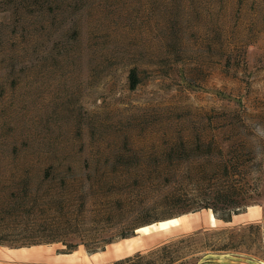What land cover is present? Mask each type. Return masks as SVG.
I'll list each match as a JSON object with an SVG mask.
<instances>
[{
	"label": "rangeland",
	"instance_id": "rangeland-1",
	"mask_svg": "<svg viewBox=\"0 0 264 264\" xmlns=\"http://www.w3.org/2000/svg\"><path fill=\"white\" fill-rule=\"evenodd\" d=\"M217 191L230 221L192 210ZM0 240V264H264V0H0Z\"/></svg>",
	"mask_w": 264,
	"mask_h": 264
},
{
	"label": "trees",
	"instance_id": "trees-1",
	"mask_svg": "<svg viewBox=\"0 0 264 264\" xmlns=\"http://www.w3.org/2000/svg\"><path fill=\"white\" fill-rule=\"evenodd\" d=\"M130 80H131V87L135 88L138 85V83H139V78H138V74H137V70L136 69L132 70L131 75H130ZM182 81H183V83L186 86L194 87V88H200L199 86L190 83L185 78H183ZM220 163L223 164L224 169H225V172L223 173L224 178L227 179V180L231 179V176H229V175L232 174V173L235 174V172L237 171V170H234V172H230L229 171V166L228 165H229V163H233L234 164L233 159L232 158L229 159L228 157L223 156L221 158V160H220ZM163 199H164V201L166 203L170 204L172 206L171 208L174 209V210L181 209V208H177V207H179V205L181 203V205H182V210H181L182 212L181 213H186L188 211H191V210H187L186 211V209L188 207L184 208L185 201H187V203H189L188 201H190V200H188L186 198H182L181 196H178L177 193L170 192L169 194L164 195ZM191 201H192L191 204H193V205L196 204V203L199 204L198 208H193L192 209L193 211H197V210H200V209L202 210V209L212 208L213 211L216 213L217 218L225 220V221H230L231 213L229 212L228 216H220V215H218L217 203L218 202L219 203L222 202L224 204L228 203L227 204L228 206H231V205L235 204V203L234 204H229V202H230L229 198L225 194H223L222 191H217L216 194L214 196H211L208 200L199 199V198H191ZM231 207H232L231 209L233 210L234 206H231ZM173 218H175V217H170V218L165 219V220H169V219H173ZM8 224H9V222L6 223V226H8ZM125 224H127V223H125ZM137 225H139V224H137ZM137 225L134 224V222H133L132 226L127 227L126 230L123 231V233L121 235V238L122 239H126V238L133 237L135 235V231L138 228L146 226V225H143V226H137ZM3 243L4 242H2V240H0V245H2ZM45 243H63L69 248L70 251L75 250L77 245L81 244L79 241H75V240L68 241L65 238H62V239H59V238H41V237H37V236L34 237L33 236L32 238H28L24 242H22L21 244H17V245H18V247H26V246H32V245H38V244H45ZM15 245L10 244L9 246H15ZM95 249L96 248H94L93 250H95Z\"/></svg>",
	"mask_w": 264,
	"mask_h": 264
},
{
	"label": "bare ground",
	"instance_id": "bare-ground-1",
	"mask_svg": "<svg viewBox=\"0 0 264 264\" xmlns=\"http://www.w3.org/2000/svg\"><path fill=\"white\" fill-rule=\"evenodd\" d=\"M211 219H212V221H215L216 219H215V217L214 216H212L211 215ZM180 219H178V218H174V219H171V220H168V221H165V222H163V223H161L160 225H158V227L160 228V229H162V230H166V229H168V228H171L172 226H176V225H179V223H180ZM183 225V224H182ZM151 228H148V227H146V228H142L141 229V231H143V232H146V231H148L149 232V230H150ZM184 229V228H183ZM186 231V230H185ZM143 234V233H142ZM125 238V237H124ZM11 257V256H10ZM83 261H85L84 259H83Z\"/></svg>",
	"mask_w": 264,
	"mask_h": 264
}]
</instances>
